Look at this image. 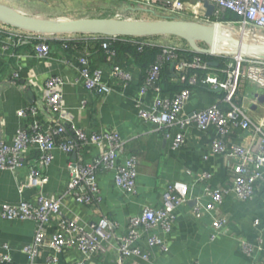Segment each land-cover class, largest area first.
<instances>
[{
    "label": "crops",
    "instance_id": "1",
    "mask_svg": "<svg viewBox=\"0 0 264 264\" xmlns=\"http://www.w3.org/2000/svg\"><path fill=\"white\" fill-rule=\"evenodd\" d=\"M181 1L195 6L197 0ZM129 4L130 10L148 12L150 15L151 12H157L150 7H142L135 1H130ZM174 18L188 20V17ZM0 29L20 35H44L49 44L48 56L39 58L34 53L33 45L36 40L33 38L25 37L4 48V34L0 33V141L10 143L17 128L26 127L33 119L32 116L19 117L17 114L27 106L37 109L35 118L43 127L53 120L55 114L46 106L44 84L51 76H61L65 79L62 88L65 122L86 132L114 130L125 142L124 155H135L138 158L136 194L129 196L118 190L114 185L113 172L101 170L97 174L101 201L96 205H83L75 203L70 197L64 198V216L76 215L88 223L106 217L117 223L114 234L121 235L126 231L129 216L139 215L144 206L161 207L163 195L169 185L179 182L186 186L187 199L175 210L173 229L166 235L159 228L155 230L157 235L165 238L167 250L163 252L157 247L149 249L144 240L140 242L144 250H149L153 264H264V170L263 178L257 183L255 194L250 200H237L232 192L224 196L220 212L227 218V223L221 229L213 231V211L202 209L197 216L193 208L199 205L204 208L210 202L207 188L230 186L231 167L235 163L234 159L212 151L211 142L216 136L214 126L206 130L195 126L184 128L182 133L185 142L177 149H172L178 129H163L138 116L136 101L147 105L152 101L153 94L147 91L141 95L139 92L144 79L142 67L121 59L117 56V50V57H109L104 52L101 37L109 36L30 31L21 33L2 26ZM227 33L230 32L226 29L225 34ZM249 33L247 32V36L250 41L264 43V32L250 30ZM64 38L74 42L67 47L62 40ZM116 39L122 42H140L126 36H116ZM153 41L152 38L149 43L162 46L152 43ZM81 55L88 59L90 66L102 69L103 80L111 87L108 94L89 95L81 80L77 81V59ZM115 63L130 72L131 80L127 84H123L119 78L109 77ZM172 72L175 76L173 70ZM174 80L173 77L172 81ZM219 94L220 90L193 88L185 103L184 112L190 113L213 104H221ZM236 102L247 111L253 124L260 126L264 132V89L245 83ZM225 139L231 143L248 144L255 141L256 136L249 130L230 124ZM99 154L100 148L96 145L84 146L76 153L55 150L52 162L43 171L48 178L47 182L36 186L29 184L27 167L14 172L0 169V206L4 203L16 205L21 201L36 204L40 194L61 196L70 179V162L80 159L89 163ZM37 157V152L32 151L30 163L35 164ZM122 158L123 156L120 160ZM203 173L209 177L201 179ZM255 219L259 220L256 226L253 224ZM53 228L54 226L48 227V233ZM34 232L35 223L31 220L0 218V264H27L22 248L33 242ZM242 241L254 245L251 256L244 252ZM115 242L113 237L111 243ZM51 255V250H41L34 264H49L47 258ZM3 256H7V259L3 260ZM80 258L75 250L67 249L57 254L55 264H75ZM116 258L115 248L109 247L105 254L94 255L87 263L113 264ZM125 264L149 263L134 258L127 260Z\"/></svg>",
    "mask_w": 264,
    "mask_h": 264
},
{
    "label": "built area",
    "instance_id": "2",
    "mask_svg": "<svg viewBox=\"0 0 264 264\" xmlns=\"http://www.w3.org/2000/svg\"><path fill=\"white\" fill-rule=\"evenodd\" d=\"M112 1H135L142 7H150L169 17H188L195 21H198L196 20L198 17L205 18V21L214 17L215 21L210 23H218L224 33L226 30L224 24L238 25L240 39L245 42H252L247 36V30L264 32V0H206L205 2L197 0L195 6H189L181 0ZM225 11L236 14L237 19H222ZM0 33L4 34V48H7L11 42H19L25 37H31L36 40L33 45L36 56L46 58L49 54V44L44 35H20L3 32L1 29ZM227 34L231 35V33ZM101 38H103L101 46L104 52L109 57H114L116 50L111 43L117 40L116 36ZM62 40L65 42L68 39ZM221 46L219 45L212 55L223 56L222 52L225 49L220 48ZM162 48L156 62L146 69L139 88L141 95L150 91L153 98L147 105H143L139 100L136 101L138 116L163 129L177 128L172 149H177L185 142L182 133L184 128L190 126L200 130H206L210 126L216 128L211 149L215 153L235 160L231 167V184L227 188H207L210 202L204 208L200 205L195 206L193 212L199 216L202 209L213 211L211 227L213 231H217L227 223V218L220 212L224 196L232 192L237 200H250L255 194L257 183L263 178L264 132L260 126L253 124L247 111L237 104L236 100L245 83L264 89V56L237 53L235 58L233 57L234 62L221 70L223 77L208 75L203 80L204 83L209 84V88H220V91L224 92L221 104H213L198 111L185 113L184 107L190 90L185 88L170 96L164 95L157 84L162 63L174 64L172 70L177 75L185 68L207 69L211 63L202 62L198 57L192 61L178 60L175 47L162 46ZM77 60L79 63L77 81L81 80L89 95L108 94L111 87L103 80L102 69L90 66L84 55L79 56ZM14 76L16 77V74ZM109 77L119 78L123 84L131 80L130 72L117 63L112 65ZM178 78L181 82L185 80L184 76L179 75ZM188 82L196 84L197 79L192 76L188 78ZM64 84L65 79L61 76H51L45 81L46 106L55 114L53 120L45 127L35 118L38 111L34 106H27L17 113L19 117L32 116L33 119L26 127L17 128L10 143L0 141V169L14 172L27 167L29 184L36 186L47 182L48 178L43 171L52 162L55 150L76 153L84 146L96 145L100 148V154L89 163H84L80 159L70 162V179L61 196L40 194L36 204L27 201H21L16 205L1 204L0 218L31 220L35 223L33 242L22 248L28 260L27 264H34L36 257L44 249L52 252L47 258L49 264H55L57 254L67 249L75 250L81 256L75 264H88L87 262L94 255L105 254L109 247H114L117 252L113 264H125L127 260L134 258L153 264L149 250H144L140 242L144 240L149 249L157 247L163 252L167 250L165 238L157 235L155 230L159 228L163 235L171 232L175 221V210L187 199L186 186L179 182L169 185L163 195L161 207L144 206L139 215L129 216L126 221V231L121 235L114 234L117 223L106 217L88 223L76 215L64 216L62 212L64 198L70 197L75 203L83 205H96L101 201L97 183L99 171L113 172L115 187L129 196L136 194L138 174V158L135 155H124L125 142L116 131L86 132L72 123L65 122L62 98ZM230 124L251 131L256 136L255 141L248 144L227 141L225 137ZM34 150L38 157L36 163L32 164L30 153ZM208 177V174L203 173L200 178ZM253 224L258 225L259 220L255 219ZM50 226L54 228L48 233ZM113 237L116 242L112 244ZM241 243L244 252L251 256L254 245L246 241ZM2 259L6 260L7 256H3Z\"/></svg>",
    "mask_w": 264,
    "mask_h": 264
},
{
    "label": "water",
    "instance_id": "3",
    "mask_svg": "<svg viewBox=\"0 0 264 264\" xmlns=\"http://www.w3.org/2000/svg\"><path fill=\"white\" fill-rule=\"evenodd\" d=\"M0 23L15 29L34 33H82L102 36L143 37L168 34L183 38L191 48L197 49L193 41L202 40L207 48L202 50L214 54L219 45L246 55L264 56V43L245 42L230 34H225L218 23H201L193 20L155 19L145 21L115 20L101 17H81L72 19L39 18L21 14L0 3ZM223 50V52H225ZM214 64V63H212ZM174 64H171L172 69ZM215 90L219 91L220 88Z\"/></svg>",
    "mask_w": 264,
    "mask_h": 264
},
{
    "label": "trees",
    "instance_id": "4",
    "mask_svg": "<svg viewBox=\"0 0 264 264\" xmlns=\"http://www.w3.org/2000/svg\"><path fill=\"white\" fill-rule=\"evenodd\" d=\"M100 3H103V1H99ZM97 11L103 10L100 6H96ZM112 9L107 7L105 10H103V14L100 16H89V17H101V18H111L110 14H112ZM148 13V12H146ZM151 15H156L157 17H154V19H180V18H174L169 16H162L161 13L151 12ZM224 19L229 18V20H235L237 19V15L234 13H231L230 11L224 12ZM71 19V18H68ZM115 20H125L122 18H115ZM192 20V19H189ZM0 25L6 26L2 23ZM9 27V26H8ZM62 34V33H60ZM135 40H138L140 42H122V41H113L111 43V46L117 50V56H119L121 59H123L126 62L132 61L137 63L140 67L143 68V76H145L146 69L153 63L156 62L158 56L162 52V46L158 45H151L149 43V40H152L151 37H133ZM186 45L183 47L178 46L176 48V53L178 60H188L192 61L194 58L198 57L199 60L206 63H211L209 65V68L207 69H201V68H185L182 71H180V74H176L175 76L172 75V70L170 68V64L168 62L162 63V68L160 71V76L158 80V86L161 89V92L166 95L170 96L173 93H176L182 89H189L192 90L193 88L202 87V88H209V84L204 83L203 80L208 75H216L219 78L223 77V73L221 70L223 68H227L230 64H232L233 61V55L235 53L234 50L229 49L225 52H222L223 56H214L211 54H207L205 52H202L205 48H207V44L202 40H194L193 44L197 49H193L190 47L188 42L186 40H183ZM72 40L65 41V45L70 46L72 44ZM185 47V48H184ZM226 55V56H224ZM116 56V53H115ZM116 56V57H117ZM214 63V64H212ZM179 75L184 76L185 80L183 82L179 81ZM195 76L197 79L196 84H190L188 82V78ZM173 77L175 78L174 81H172ZM144 78V77H143ZM224 96V92L220 91L219 97L222 98ZM227 105H225V108ZM68 132V131H67ZM70 133V132H68Z\"/></svg>",
    "mask_w": 264,
    "mask_h": 264
},
{
    "label": "rangeland",
    "instance_id": "5",
    "mask_svg": "<svg viewBox=\"0 0 264 264\" xmlns=\"http://www.w3.org/2000/svg\"><path fill=\"white\" fill-rule=\"evenodd\" d=\"M99 1H103L100 3ZM1 4L11 7L13 10L28 16L33 17H42L50 19H59L64 20L68 18H81L89 16H100L103 14V10L107 7L111 8L112 14L111 18H122L129 21H145V20H155L154 17L146 12H138L135 10H130V4L127 1H109V0H51V1H40V0H0ZM104 7L103 10L97 11L96 6ZM190 19V18H188ZM202 19V20H201ZM197 22L209 23L215 21L214 17L209 18L208 21H205V18L198 17ZM204 20V21H203ZM195 21V20H193ZM3 28H9L12 30H17L21 33L26 32L25 30L14 29L12 27H6L0 25ZM231 34L235 38H240V28L238 25L233 24H224ZM250 30H247L248 34ZM264 34V33H262ZM144 37V36H143ZM147 37L153 38L154 44H159L162 46H172L177 48L178 46H184L186 43L184 39L178 36L168 35V34H157L149 35ZM264 37V35L262 36ZM164 40V41H161ZM221 46V45H220ZM220 48L229 50L221 46ZM237 55V52L234 53L233 57Z\"/></svg>",
    "mask_w": 264,
    "mask_h": 264
}]
</instances>
